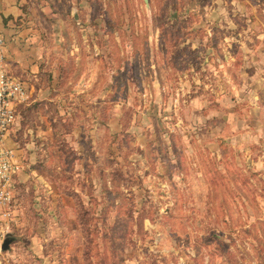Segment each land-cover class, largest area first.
<instances>
[{
    "label": "rangeland",
    "instance_id": "obj_1",
    "mask_svg": "<svg viewBox=\"0 0 264 264\" xmlns=\"http://www.w3.org/2000/svg\"><path fill=\"white\" fill-rule=\"evenodd\" d=\"M52 1L1 264H264V0Z\"/></svg>",
    "mask_w": 264,
    "mask_h": 264
},
{
    "label": "crops",
    "instance_id": "obj_2",
    "mask_svg": "<svg viewBox=\"0 0 264 264\" xmlns=\"http://www.w3.org/2000/svg\"><path fill=\"white\" fill-rule=\"evenodd\" d=\"M52 3V0H0V33L5 40L2 63L28 86L35 87L49 69L52 71L48 65L56 47H52L51 41L55 44L56 41L53 36L44 35L46 25L40 28V18L47 21L51 17L48 13L53 12ZM2 209L0 205L1 215ZM9 249H2L0 244V264Z\"/></svg>",
    "mask_w": 264,
    "mask_h": 264
},
{
    "label": "built area",
    "instance_id": "obj_3",
    "mask_svg": "<svg viewBox=\"0 0 264 264\" xmlns=\"http://www.w3.org/2000/svg\"><path fill=\"white\" fill-rule=\"evenodd\" d=\"M5 40L0 33V205L2 215L10 213L13 179L18 170L14 152L7 146V135L15 120L16 106L29 94L25 82L14 76L2 63Z\"/></svg>",
    "mask_w": 264,
    "mask_h": 264
},
{
    "label": "water",
    "instance_id": "obj_4",
    "mask_svg": "<svg viewBox=\"0 0 264 264\" xmlns=\"http://www.w3.org/2000/svg\"><path fill=\"white\" fill-rule=\"evenodd\" d=\"M9 234L5 236L3 243H2V249L7 250L10 247V243L13 241L9 238Z\"/></svg>",
    "mask_w": 264,
    "mask_h": 264
}]
</instances>
